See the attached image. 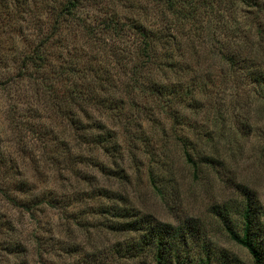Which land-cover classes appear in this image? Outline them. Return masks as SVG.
Listing matches in <instances>:
<instances>
[{
    "label": "rangeland",
    "instance_id": "obj_1",
    "mask_svg": "<svg viewBox=\"0 0 264 264\" xmlns=\"http://www.w3.org/2000/svg\"><path fill=\"white\" fill-rule=\"evenodd\" d=\"M71 1L0 0V264H154L121 255L135 214L192 263L254 264L224 228L241 188L264 264V0Z\"/></svg>",
    "mask_w": 264,
    "mask_h": 264
},
{
    "label": "trees",
    "instance_id": "obj_2",
    "mask_svg": "<svg viewBox=\"0 0 264 264\" xmlns=\"http://www.w3.org/2000/svg\"><path fill=\"white\" fill-rule=\"evenodd\" d=\"M167 1H168L167 8L170 11V13L176 18L179 17L178 14H180L181 11L178 9V4H180V2H178L177 0H167ZM76 4H77L76 0L71 1L69 3L70 7L68 10H70L71 7H75ZM187 5H189V9L185 8V12H187L188 10V13H186V15L193 14L196 10L200 9L198 8L200 7V5L199 6L193 5L191 0H189ZM104 27L106 28L108 27L107 23L104 24ZM113 28L116 34L117 32H120V30H122L121 27L119 28L113 27ZM128 28L131 29L133 32H136L138 36L140 35L141 38L140 41L142 46L136 49L140 51L142 54L143 53L145 54L146 51L150 49L152 41L153 40L155 41L157 38H154L155 35H151L149 37L148 34L149 31H144L143 27H141L139 24H137L134 21H131L129 23ZM85 30H87V34L92 35V31L89 28H85ZM138 67H140V65L136 63L132 65L133 73H136V69ZM261 79L263 80V77H261ZM166 86L168 85L166 84ZM176 86L178 85H172V87H170L171 88L170 95L171 94L172 96H174L175 94L177 95V92L173 94L174 87ZM158 92L159 94H161V96H166L161 89H159ZM171 97H167L166 100L170 102L169 99ZM85 99L89 100V98H85ZM107 130L108 129H104V132H106L107 135H110L109 131ZM109 140L110 138L104 139V142L106 143L105 145L106 149L110 146ZM188 158L190 164L194 166V162L192 161V159L190 157ZM2 172L5 173L4 171ZM0 191L3 194V196H5L6 198H11L13 200V196L10 197V195L6 191L2 190L1 188ZM241 192L245 200L243 208L240 211L241 232L234 230L226 222H224V228L226 230L228 237L232 241L238 243L247 250V252L252 257L254 264H262L261 250L259 248V242L256 238L257 234L254 230V223L256 216L255 207L252 206V201L254 198L247 191L243 190V188H241ZM24 202L29 203L26 200H24ZM114 214L117 217H123L124 214H129V211L124 210L123 213L121 211H117ZM116 229L118 231H132L137 233L136 240H132L126 243L125 248H123V250L121 251L122 256H132V255L135 256L137 254L147 253L153 259L154 264H209L207 261L201 262V260L197 261L196 263L194 262L192 263L193 260L188 250L187 249L185 250L182 248V246L181 247L179 246V243H177L178 240L181 242L182 245L185 244L182 238H177L183 232L182 227L181 228L174 227L166 223L161 224L157 220L153 218L151 219L149 215L146 214L145 215L135 214V216L129 219L128 221H125L124 223H119V227H116ZM181 237L184 236L181 235Z\"/></svg>",
    "mask_w": 264,
    "mask_h": 264
}]
</instances>
